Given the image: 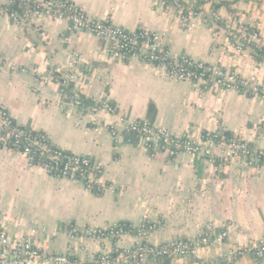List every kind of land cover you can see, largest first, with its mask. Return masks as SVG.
<instances>
[{
  "label": "crops",
  "instance_id": "obj_1",
  "mask_svg": "<svg viewBox=\"0 0 264 264\" xmlns=\"http://www.w3.org/2000/svg\"><path fill=\"white\" fill-rule=\"evenodd\" d=\"M93 17L133 31L163 34L174 55L264 79V55L238 51L237 25H255L264 40V0H74ZM0 0V6L4 5ZM191 11L193 27L183 29L177 14ZM3 11V10H2ZM0 11V105L17 124L43 132L56 146L101 165L103 188L53 177L9 147H0V223L9 236L31 237L41 251L65 252L86 262L102 249L130 247L144 222L160 225L147 240L200 236L212 224L227 231L222 249H201L191 259L164 258L160 264H253L251 256L227 261L230 247L264 239V159L253 164L178 154L157 145L145 148L135 132L121 131L119 118L169 127L198 138L219 129L261 145L264 99L234 91H205L169 79L160 67L136 57L111 60L108 42L72 30L66 20L48 17L16 24ZM77 55L78 77L64 88L87 106L68 105L63 87L41 75H62ZM109 105L113 112L91 109ZM123 126V125H122ZM131 225L118 239L106 228ZM101 230L92 235L90 231Z\"/></svg>",
  "mask_w": 264,
  "mask_h": 264
},
{
  "label": "built area",
  "instance_id": "obj_2",
  "mask_svg": "<svg viewBox=\"0 0 264 264\" xmlns=\"http://www.w3.org/2000/svg\"><path fill=\"white\" fill-rule=\"evenodd\" d=\"M0 11L7 13L16 24L31 23L36 19L48 17L52 20H66L72 30L88 33L108 42L103 50L111 60H125L136 57L153 66L162 68L169 79L177 82H188L205 91H234L246 97L264 99V79L245 77L236 70L209 64L189 55H174L163 44V34L143 29L127 30L111 22L108 18L97 19L87 13L74 0H3ZM194 14L191 11H180L177 20L183 29L193 27ZM238 35L235 49L241 51L248 46L264 55V40L259 36L255 25L236 26ZM78 57L75 54L70 68L62 77L52 72L41 75L37 83L55 80L63 87L60 90L67 104L79 109H86L82 99L76 95H66L64 88L78 77ZM95 111L113 109L103 104L91 108ZM121 130L111 126V132L117 136L121 131L135 132L139 135L145 148L159 146L169 157L178 154L205 158L208 162L216 159L230 161L243 159L253 164L264 159V150L255 142H248L236 136L225 135L219 129L192 138L189 135L176 134L169 127L157 126L142 120H117ZM123 125V126H122ZM0 147L22 153L31 166L43 169L47 174L71 181H78L87 189L96 186L103 188V171L101 165L91 157L72 154L62 147L54 145L41 131L21 126L11 119L0 105ZM160 225L144 222L137 227L125 223H111L106 228L108 235L118 239L132 228L135 230V241L130 247H115L113 250L102 249L95 257L83 262L73 259L65 252L41 251L31 237L9 236L0 223V264H160L164 258L182 260L197 256L201 249H222L227 244L228 233L215 235L211 223L200 236L189 239H170L151 243L148 235ZM101 230H92L90 234H102ZM251 256L253 264H264V239L237 244L224 251V258L232 261L237 257Z\"/></svg>",
  "mask_w": 264,
  "mask_h": 264
}]
</instances>
